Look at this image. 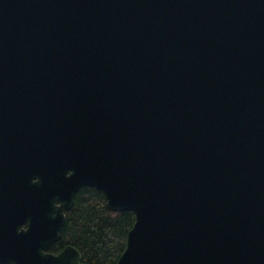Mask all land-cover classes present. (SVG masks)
<instances>
[{
  "label": "water",
  "instance_id": "water-1",
  "mask_svg": "<svg viewBox=\"0 0 264 264\" xmlns=\"http://www.w3.org/2000/svg\"><path fill=\"white\" fill-rule=\"evenodd\" d=\"M83 185L116 264H264V0H0V264H87Z\"/></svg>",
  "mask_w": 264,
  "mask_h": 264
},
{
  "label": "trees",
  "instance_id": "trees-1",
  "mask_svg": "<svg viewBox=\"0 0 264 264\" xmlns=\"http://www.w3.org/2000/svg\"><path fill=\"white\" fill-rule=\"evenodd\" d=\"M106 200L98 187L83 185L66 213L62 233L80 249L87 264H116L135 220L133 210H111Z\"/></svg>",
  "mask_w": 264,
  "mask_h": 264
},
{
  "label": "flooded vegetation",
  "instance_id": "flooded-vegetation-1",
  "mask_svg": "<svg viewBox=\"0 0 264 264\" xmlns=\"http://www.w3.org/2000/svg\"><path fill=\"white\" fill-rule=\"evenodd\" d=\"M59 203V201H56V204ZM68 210H65V213H67ZM66 221V219H65ZM65 225V222L62 226V228L59 231V236L57 239H55L53 242H51V244H49V246L47 248H44L43 251L47 252V253H52V254H58L60 251H62L67 245L72 244L74 246H76L75 244H73L72 242H69L67 240V238L63 235L62 231H63V227ZM30 227V219H24L21 220L20 222H18L17 225V231L21 232L23 230H26ZM19 234V233H18ZM27 239H23L21 237H15V239L12 241L14 247L12 248L13 251H25V250H32L33 248H29L26 244H28V242H25ZM26 245V246H25ZM77 247V246H76ZM78 248V247H77ZM79 249V248H78ZM80 250V249H79ZM82 260V259H81ZM84 262V261H83ZM86 263V262H85ZM6 264H13V261H11L10 263H6Z\"/></svg>",
  "mask_w": 264,
  "mask_h": 264
}]
</instances>
